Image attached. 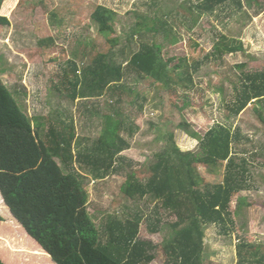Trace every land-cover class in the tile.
I'll return each mask as SVG.
<instances>
[{"label": "trees", "instance_id": "obj_1", "mask_svg": "<svg viewBox=\"0 0 264 264\" xmlns=\"http://www.w3.org/2000/svg\"><path fill=\"white\" fill-rule=\"evenodd\" d=\"M4 1L0 0V11L6 12L9 4ZM186 5L181 6L175 14L177 17L184 18L181 10L186 15L195 12L201 17L219 10L224 12L232 6L252 8L261 4L260 0H199ZM92 19L103 36L116 32L117 14L113 10L99 6ZM197 20L194 18L195 24ZM153 23L154 26L143 29L137 25L131 32L129 38L139 44L138 51L126 57V50L122 49L118 55L116 47L121 44L120 38L108 39L111 47L107 53L92 46L91 52L84 53V58L90 57L86 67L79 69L72 63L71 74H65L62 84L66 86L67 96L73 101L86 102L83 114L89 119L100 115L99 103L91 100L106 98L109 101V109L102 115L103 129L90 148L75 150L74 123L68 124L61 117H29L17 101L18 94L15 95L0 76V195L13 218L48 262L150 264L155 260L157 247L140 239L141 214L124 219L110 216L100 230L88 211L86 179L105 180L110 175L125 174L127 168L131 169L121 187L123 194L134 201L154 203L157 210H164L176 219L171 225L175 237L166 247V264H204L207 228L217 226L228 234L230 227L236 224L233 200L251 189L246 160L238 162V156L233 153L235 144L241 140L238 128L233 130L226 124H217L201 137L191 131L190 124L183 122L179 126L199 141V151L183 152L174 135L165 133L167 145L150 164L148 179L140 181L130 161L128 167L125 166L128 160L121 154L130 148L128 138H134L140 131L136 124L137 117L143 113L139 99L145 100L129 87L130 82L152 79L168 92L177 94L180 89L187 93L194 85L191 69L200 68L197 62L189 66L185 59L177 60L175 65H172L175 59L164 60L163 45L150 41L145 34L147 31L153 35L165 32L167 22L154 18ZM0 25H10L8 18L1 14ZM48 42L52 40L41 44ZM174 43L177 40L173 39ZM213 48L217 59L244 50L242 42L224 35ZM119 56L126 59L119 60ZM245 67V64L239 66L243 72L234 83V100L226 106L227 120L239 117L253 101H264V70L247 73ZM258 119L264 123V115L260 114ZM224 164L219 183H208L198 173L201 165L218 169ZM243 201L240 199L238 211ZM0 222L4 223L1 217ZM160 223L158 219L150 224L149 231L159 232ZM7 239L0 236V246L10 254H17L6 247ZM236 248L237 264H264L262 245L240 242ZM4 251L0 252V264H11L5 259Z\"/></svg>", "mask_w": 264, "mask_h": 264}, {"label": "rangeland", "instance_id": "obj_2", "mask_svg": "<svg viewBox=\"0 0 264 264\" xmlns=\"http://www.w3.org/2000/svg\"><path fill=\"white\" fill-rule=\"evenodd\" d=\"M5 1L9 10H1L0 14L8 18L10 25H0V76L10 90L18 94L17 101L29 117H61L68 124L74 123L76 151L90 148L98 139L103 129L102 115L107 113L109 101L106 98L90 101L99 103L98 117L89 119L83 114L86 102L71 100L62 84L65 74H71L72 63L79 69L86 67L90 57L84 58V53L91 52L92 46L107 53L111 47L108 39L112 38H120L121 44L116 47V52L121 55L119 51L125 49L127 57L130 52L139 50V44L129 38L137 25L143 29L154 26V18L159 22L166 21L165 32L153 35L147 31L146 38L163 45V59H175L172 65L185 59L189 66L197 62L200 68L197 71L191 69L194 85L187 93L180 89L177 94L168 92L152 79L130 82L129 87L145 100L139 99L143 113L137 117L136 124L140 131L134 138H128L130 148L121 154L128 160L125 166L128 167L130 161L138 179H148L150 164L167 145L165 133L174 135L183 152L199 151V141L179 126L183 122L190 124L191 131L201 137L217 124H226L233 130L238 128L241 140L235 144L233 153L238 156V162L246 160L251 189L234 198L232 211L237 212L236 224L230 227L228 234L217 226L207 228L204 264H237L236 246L240 242L264 247V123L258 119L260 114L264 115V101H253L239 117L230 120H227L229 112L226 109L236 95L234 83L243 72L239 66L245 64L247 73L264 70V0H260V6H232L224 12L219 10L201 17L195 12L186 15L181 10L184 18L175 15L181 6H191L199 0ZM99 6L117 14L116 32L106 37L99 33L98 25L92 19ZM194 18L198 19L196 24ZM222 35L242 42L243 52L219 59L214 57L213 46ZM173 39L177 43L172 44ZM44 40H52V43L41 44ZM224 171L225 164L218 169L203 165L198 168V173L208 183L222 181ZM126 173L110 175L99 181L90 177L86 179L89 214L100 230L110 216L124 219L135 213L141 214L140 239L157 247L156 258L150 264H166V247L175 237L171 225L176 219L164 210H157L154 203L126 197L121 190ZM240 199L244 204L238 211ZM0 204H3L1 199ZM2 216L5 217L4 213ZM158 219H161L159 232L151 233L149 225ZM16 228L9 221L0 222V236L9 238L6 247L19 254L18 259L17 254L8 253V249L4 251L1 245L0 252L4 251L7 261L11 264H53L45 260L42 251L36 249L34 240L25 231L22 233L19 227Z\"/></svg>", "mask_w": 264, "mask_h": 264}, {"label": "crops", "instance_id": "obj_3", "mask_svg": "<svg viewBox=\"0 0 264 264\" xmlns=\"http://www.w3.org/2000/svg\"><path fill=\"white\" fill-rule=\"evenodd\" d=\"M0 199L2 200L1 195H0ZM2 203L3 204H0V217L2 218V220H4V223L9 221L10 225H12L15 229H17L16 227H19L20 231L22 233H24L23 231H25V230H23V228L20 226V224L13 218V216L11 215V213L9 211V208L5 205L3 200H2ZM3 213H4L5 217L2 216Z\"/></svg>", "mask_w": 264, "mask_h": 264}]
</instances>
